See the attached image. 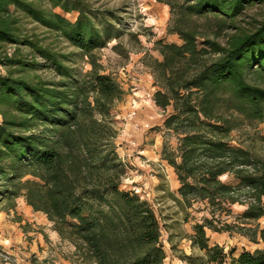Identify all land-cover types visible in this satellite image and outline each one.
I'll return each instance as SVG.
<instances>
[{"label": "trees", "instance_id": "obj_1", "mask_svg": "<svg viewBox=\"0 0 264 264\" xmlns=\"http://www.w3.org/2000/svg\"><path fill=\"white\" fill-rule=\"evenodd\" d=\"M44 1L49 9L39 5ZM263 2H167V33L180 44L157 40L160 61L148 57L145 63L156 87L151 101L166 113L160 160L176 182L174 194L160 185L161 198L168 197L184 221L194 205L208 215L184 236L203 252L198 262L183 257L190 264H264V137L241 127L264 122V22L239 25L245 11ZM16 12L77 51L90 70L78 73L65 64L72 55L21 34ZM71 13L77 14L72 22L63 17ZM116 37L84 0H0V47L15 46L0 56V213L23 200L73 247L71 264H164L159 214L120 189L124 166L108 119L124 93L100 73L95 55ZM43 69L54 79L37 74ZM235 205L243 208L237 215ZM221 216L253 227L230 226ZM206 231L236 232L262 248H207Z\"/></svg>", "mask_w": 264, "mask_h": 264}, {"label": "rangeland", "instance_id": "obj_2", "mask_svg": "<svg viewBox=\"0 0 264 264\" xmlns=\"http://www.w3.org/2000/svg\"><path fill=\"white\" fill-rule=\"evenodd\" d=\"M84 2L92 14L104 16L107 25L117 30V37L111 38L106 47L95 55L97 63L102 68L100 73L109 75L124 93L122 101L114 105L108 119L115 133L112 139L115 154L124 166L120 189L134 192L159 214L164 264H190L183 257H189L191 262H198L203 252L192 249L184 236L192 234L191 226L208 215L203 206L194 205L191 210L186 211L189 216L188 220L184 221L183 215L177 214L178 208L172 201L168 197L161 198L164 193L160 190V185L165 184L167 190L174 194L176 182L173 171L160 160L163 139L159 130L166 113L151 101L156 87L150 69L145 66L148 57L160 61L154 50V43L157 40L166 44H180L176 35L167 33L170 13L165 4L167 2L183 4L185 0H84ZM38 3L41 8L49 9L45 1ZM54 12L59 13V10ZM14 15L19 19L21 34L37 36L41 43L51 45L54 51L72 55L65 64L78 73L84 74L90 70L88 61L65 42L53 38L43 27L23 14L16 12ZM76 15L63 14V17L72 22ZM261 22H264V2L245 11L239 25L244 28L248 25L258 27L257 24ZM218 41L223 44L224 39L219 38ZM14 47H0V56L11 55ZM21 49L28 55V49ZM36 60L44 62L40 58ZM37 74L45 80L54 79L53 73L48 69L37 71ZM133 106L136 110L135 117L129 122L126 116ZM241 127L249 135L264 137V122L253 130L249 127L247 130V126L243 124ZM246 138V135L238 136V140ZM259 156L264 160L263 148H259ZM242 211L243 208L240 206L232 207L233 215ZM219 222H225L230 226L253 227L250 224H240L235 216H221ZM260 225L264 226L262 222ZM206 236L207 248L218 245L224 248V251L232 249L235 253L241 250L252 252L262 248L260 244H253L236 232L228 235L206 231ZM73 251L71 245L55 236L45 216L34 213L23 200L16 201L14 211L0 213V261L3 264H71Z\"/></svg>", "mask_w": 264, "mask_h": 264}, {"label": "built area", "instance_id": "obj_3", "mask_svg": "<svg viewBox=\"0 0 264 264\" xmlns=\"http://www.w3.org/2000/svg\"><path fill=\"white\" fill-rule=\"evenodd\" d=\"M135 107L133 106L132 107V110L127 114L126 116V119L129 121V122H132L134 120V117H135Z\"/></svg>", "mask_w": 264, "mask_h": 264}, {"label": "crops", "instance_id": "obj_4", "mask_svg": "<svg viewBox=\"0 0 264 264\" xmlns=\"http://www.w3.org/2000/svg\"><path fill=\"white\" fill-rule=\"evenodd\" d=\"M50 227V226H49ZM55 234V233H54ZM55 236H57L56 234H55ZM58 237V236H57ZM38 244L40 245V242L38 241Z\"/></svg>", "mask_w": 264, "mask_h": 264}]
</instances>
